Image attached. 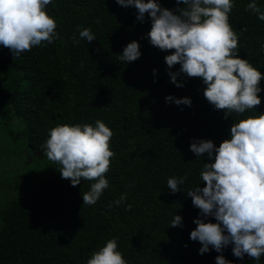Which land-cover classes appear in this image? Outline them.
Instances as JSON below:
<instances>
[{
  "label": "trees",
  "instance_id": "obj_1",
  "mask_svg": "<svg viewBox=\"0 0 264 264\" xmlns=\"http://www.w3.org/2000/svg\"><path fill=\"white\" fill-rule=\"evenodd\" d=\"M158 2L177 14L184 7L176 0ZM250 2L233 0L229 22L239 36V56L264 73V21L247 10ZM256 2L264 10V0ZM47 11L57 22L52 43L42 42L18 58L0 45V124L14 145H22L20 166L11 167L21 171L0 199V264H87L112 238L127 264H217L219 255L231 264H264V255L259 261L236 257L232 244L201 254L202 244L190 238L194 221H217L203 217L187 196L206 186L200 173L205 162H213L193 153L191 144L210 139L218 147L231 138L236 121L264 113V79L260 105L225 118L204 97L202 79L181 74L182 87L171 81L170 73L181 65L170 69L165 56L171 53L150 43L149 14L138 20L135 7L116 0H52ZM83 28L96 39H80ZM134 40L141 56L121 62L119 55ZM184 97L190 105L175 103ZM97 120L113 131L115 155L108 188L94 205H83L82 194L95 181L72 186L42 146L57 125ZM185 176L181 190L172 193L168 179ZM175 215L182 223L171 227Z\"/></svg>",
  "mask_w": 264,
  "mask_h": 264
},
{
  "label": "clouds",
  "instance_id": "obj_2",
  "mask_svg": "<svg viewBox=\"0 0 264 264\" xmlns=\"http://www.w3.org/2000/svg\"><path fill=\"white\" fill-rule=\"evenodd\" d=\"M123 7H135L138 20L149 14L152 22L147 33L150 43L161 51L170 52L165 61L171 69L180 64L179 72H171V81L177 87L183 84L177 77L184 74L200 78L206 85L204 97L216 110H223L225 118L233 113L243 115L260 105L258 95L264 73L247 59L239 56V36L229 22L233 0H176L184 7L178 13L162 8L158 0H116ZM52 0H0V45L9 48L18 58L42 42L52 43L57 22L47 11ZM258 19L264 21V10L251 0L247 4ZM99 23V20L97 21ZM246 31V29H242ZM80 39H96L90 28L79 31ZM74 39V43H78ZM141 56L137 41L127 44L121 62H133ZM166 100L173 101L172 96ZM177 105H190L189 97L175 99ZM231 138L218 147L210 139L191 144L190 150L198 157L205 154L213 162H205L200 173L206 186L189 190L187 196L199 208L203 217L214 216L217 222L197 218V227L190 238L202 244L200 253L214 248L217 252L229 244L234 245L233 255L245 254L259 261L264 255V113L248 115L231 127ZM113 131L102 120L93 124H62L52 128L42 146L45 155L62 178L70 179L72 186L81 180L95 181L84 192L83 205H94L109 181L106 174L111 167ZM187 176L170 177L167 187L172 193L181 190ZM126 199L122 195L115 203ZM111 206V204H110ZM131 205L127 206V210ZM182 217L175 215L171 227L180 226ZM217 264H231L223 255L216 257ZM87 264H127L118 250L116 238L109 239L95 251Z\"/></svg>",
  "mask_w": 264,
  "mask_h": 264
},
{
  "label": "rangeland",
  "instance_id": "obj_3",
  "mask_svg": "<svg viewBox=\"0 0 264 264\" xmlns=\"http://www.w3.org/2000/svg\"><path fill=\"white\" fill-rule=\"evenodd\" d=\"M15 142L10 141V137L6 134L3 125L0 124V199L5 194V190L11 185V179L17 175L19 170H11L12 164L19 163V148L21 144L14 145Z\"/></svg>",
  "mask_w": 264,
  "mask_h": 264
}]
</instances>
